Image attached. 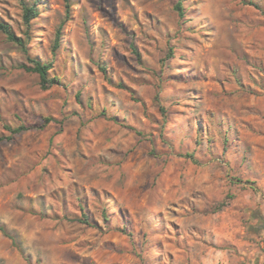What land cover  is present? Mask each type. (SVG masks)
Wrapping results in <instances>:
<instances>
[{
  "label": "rangeland",
  "instance_id": "rangeland-1",
  "mask_svg": "<svg viewBox=\"0 0 264 264\" xmlns=\"http://www.w3.org/2000/svg\"><path fill=\"white\" fill-rule=\"evenodd\" d=\"M175 1L40 0L27 49L48 88L0 31V134L32 126L0 142V264H253L264 0ZM0 18L26 38L20 0ZM80 202L92 225L66 218Z\"/></svg>",
  "mask_w": 264,
  "mask_h": 264
},
{
  "label": "trees",
  "instance_id": "trees-1",
  "mask_svg": "<svg viewBox=\"0 0 264 264\" xmlns=\"http://www.w3.org/2000/svg\"><path fill=\"white\" fill-rule=\"evenodd\" d=\"M242 1L246 4L254 6L255 8L261 9V5L258 4L257 2H255L254 0H242ZM39 3H40V0H31V1L20 0V4L22 6V18H23L24 24L26 25V31H25L26 38L16 35L15 32L10 27V25L7 24L1 18H0V31L5 34L6 38L10 42L17 45L22 50V52L26 55V59L30 62V65L28 66L26 64H22L21 67H23L26 71L36 73L39 77L40 86L42 88H48L51 85L60 84V77L56 74L50 73V71L53 67V61H51V60L44 61V60H41L37 57L30 56L28 49H27V45H28V42L30 39V36L28 34L29 26H30L31 20L39 15V11H40L39 10ZM66 7L69 8V4H66ZM173 8L177 12V15L180 18L184 17L185 10H184V7H183L181 0H176L173 4ZM66 17H68L67 14H66ZM60 33H61V26H58V28L56 29L53 44H52V51L53 52L59 46ZM132 50L136 54V56L139 57L138 51L135 48H132ZM172 54H173V49L171 47H169V51L167 52L165 58L171 57ZM163 60L164 59L162 58V61ZM101 69L105 73L106 69L104 67H101ZM119 85H121V84H119ZM52 120H53L52 117H49V116L43 117V124L41 125V127H43L46 123H48ZM2 126L4 129V132H2L0 134V142L10 141L13 139V137L15 135L32 128V126L24 124V123L12 125L8 122H3ZM185 155L193 157L192 152H186ZM220 205H223V204H220ZM78 207H79V214L78 215L73 216V217H67L66 216V218L70 221H78L80 223L92 225L90 222L89 216H88L87 212L85 211V208L81 202L79 203ZM251 215L253 218L257 219V224L255 226L257 228L256 233H260V231L264 230V218L261 214V211L260 210H254V211H252ZM102 217L105 221H108V218H107L108 214L106 212V209L102 210ZM121 230L124 231L125 229L121 228ZM0 231L4 235L13 239V236H11V234H9L7 232V230L5 229V227L1 224H0ZM253 264H264V263H260L256 259L253 261Z\"/></svg>",
  "mask_w": 264,
  "mask_h": 264
},
{
  "label": "crops",
  "instance_id": "crops-1",
  "mask_svg": "<svg viewBox=\"0 0 264 264\" xmlns=\"http://www.w3.org/2000/svg\"><path fill=\"white\" fill-rule=\"evenodd\" d=\"M261 214L264 218V199L260 203ZM246 258L248 262H253L258 260L260 263H264V230L258 233V238L254 240H245V250ZM250 264V263H248Z\"/></svg>",
  "mask_w": 264,
  "mask_h": 264
}]
</instances>
